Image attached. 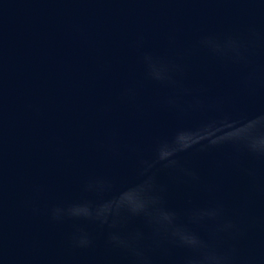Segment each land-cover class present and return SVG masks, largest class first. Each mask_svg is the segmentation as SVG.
<instances>
[{
	"label": "water",
	"instance_id": "95a60500",
	"mask_svg": "<svg viewBox=\"0 0 264 264\" xmlns=\"http://www.w3.org/2000/svg\"><path fill=\"white\" fill-rule=\"evenodd\" d=\"M0 264H264V0H0Z\"/></svg>",
	"mask_w": 264,
	"mask_h": 264
}]
</instances>
